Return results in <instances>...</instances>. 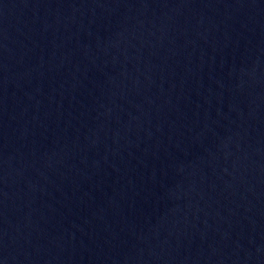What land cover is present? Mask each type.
I'll return each instance as SVG.
<instances>
[{
	"label": "water",
	"instance_id": "1",
	"mask_svg": "<svg viewBox=\"0 0 264 264\" xmlns=\"http://www.w3.org/2000/svg\"><path fill=\"white\" fill-rule=\"evenodd\" d=\"M0 264H264V0H0Z\"/></svg>",
	"mask_w": 264,
	"mask_h": 264
}]
</instances>
